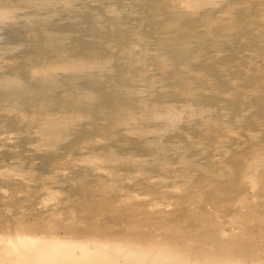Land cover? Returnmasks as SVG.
Here are the masks:
<instances>
[{
	"label": "bare ground",
	"instance_id": "1",
	"mask_svg": "<svg viewBox=\"0 0 264 264\" xmlns=\"http://www.w3.org/2000/svg\"><path fill=\"white\" fill-rule=\"evenodd\" d=\"M0 5L43 13L33 0ZM85 8L102 31L122 20L93 40L90 69L52 41L26 79L0 70V264L122 248L103 236L189 241L191 223L229 237L263 225L264 0H68L65 14ZM26 40L41 50L38 22Z\"/></svg>",
	"mask_w": 264,
	"mask_h": 264
},
{
	"label": "rangeland",
	"instance_id": "2",
	"mask_svg": "<svg viewBox=\"0 0 264 264\" xmlns=\"http://www.w3.org/2000/svg\"><path fill=\"white\" fill-rule=\"evenodd\" d=\"M18 1L20 2L21 5H26L29 0H18ZM49 1H51L50 2L51 4H49L48 2L46 3L44 0H33V2L36 4L37 9H41L43 11L42 14H35L32 11V9L26 12H17L0 5V70H4V72L8 76L10 77L18 76L22 79H26L29 76L28 65H31L34 62H39L41 65L46 66L47 62L50 59L49 43H51L52 41H55L56 44L58 46H61L70 56L74 58H78L80 60V65L86 67L87 69H90L91 68L90 57H93L95 54L99 53V51L95 48L94 44L92 43L93 40L96 39L98 35L101 33L103 34L110 33L111 29H109V27L111 26L113 21H122L118 18H115V16L111 14L106 18L108 29L102 31L100 24L97 22L98 16L94 13V10L85 8L76 15L77 18L73 20H69L65 14V7L68 6V0H49ZM79 6H81V4H77V7ZM34 22H38L41 27V37H42L41 50H36L29 47L28 42L26 40L27 25L28 23H34ZM260 24L261 26H264V19L260 21ZM256 32L258 33V31ZM53 36L54 39L52 40ZM73 40L82 43L78 47L80 50L72 46ZM137 48H138L137 45L133 47V49H137ZM124 49L125 46L121 45L115 50H111V55L112 53L120 52L121 50ZM15 54H17V56ZM106 61H108V59ZM111 102L112 101L109 102V105ZM259 194H258L259 199H257L258 197H256L255 200L259 201L260 203L264 199L263 196L264 194H261V192H259ZM226 211L228 210L226 209ZM203 224L199 225L201 228L198 225H194L192 223L190 224V228L192 229L196 228L197 226L196 229L198 236L199 235L200 236L204 235V236L201 237L199 236L198 238V236L196 235L194 238L191 237L192 239L189 241H188L189 236L186 233H184L185 235L183 234V232L185 231H181V233L178 232V235L175 234L176 232L171 234L174 236V238L177 237L178 240L171 237H170L171 239L169 240L167 238L169 237L168 234H165L162 237L163 239L160 238L159 240H155L151 234H146V233H145L146 236L144 234H140V238L139 235L138 237L136 236L133 238L130 236L115 237V238H109L103 236V237H98L97 240L106 241L109 247L113 245L119 247V245L121 244L120 241H124V244L120 249L115 247V249L117 248V251L115 253H111L110 256H103V258L100 257L101 259L94 254H88L86 258L84 257L85 259L84 258L82 259V257L80 258V256L73 257L70 255L71 256L70 257L68 254H62V255L60 254L58 257L62 259L58 260V257H56V259L61 264H69L70 261L72 260H76V261L83 260L86 261L85 264H92L94 262L95 264L97 262H98L97 264H113V263L114 264H174V263L175 264H186V263L256 264V261L254 260L255 254L253 253L252 250L254 244L257 248L259 246H262V250L261 247L258 248L261 254L257 253L258 254L257 256L260 259L264 260V256H263L264 234L261 231L262 226L264 224L262 225V223H257L256 225V222L247 223V224L245 223L243 225L244 229L241 230L242 233L240 232L241 234H239V230L237 229L238 231L235 230L237 235H234L233 237L231 236L229 237L222 234L225 238L222 235L220 236V232L217 231L219 227L216 224H212V225L204 224V226ZM198 227L200 230L198 229ZM211 227H213V229H215L218 233L215 230H212ZM230 227L231 225L226 226L227 229H230ZM245 227L247 228L246 233L244 231L246 230ZM247 232H249V234L251 235L247 234ZM257 232H261L262 234L258 233L260 235L258 236ZM252 233L255 235H253ZM247 235L250 236L249 239ZM262 235L263 237H261ZM208 236L210 238H208ZM219 236L221 237V239L223 238L224 240L222 239V241H220L221 239ZM251 236H253L252 239ZM164 238L167 240L168 243H166V240ZM146 239L147 241H145ZM172 239L176 241L173 242ZM251 240H253L254 242L252 243ZM158 241H160L159 242L160 244H158ZM229 241L232 242L229 243ZM147 242L150 244H148ZM244 242L249 244L247 245ZM261 242H263L262 243L263 245H261ZM155 243L158 245H155ZM250 243L252 244V247L250 246ZM95 244H99V243L96 242ZM153 245H155L157 248L156 247L154 248ZM191 252H193L192 253L193 256L191 255ZM249 252H251V254ZM219 253L220 255L217 256V254ZM238 255L240 258L237 257ZM67 256L68 258H66ZM95 256H97L98 258ZM242 256H245L246 258H243ZM69 257L71 259H69ZM177 259L179 260L177 261ZM90 260H92V262H90Z\"/></svg>",
	"mask_w": 264,
	"mask_h": 264
}]
</instances>
